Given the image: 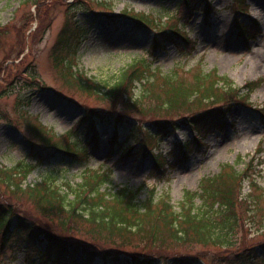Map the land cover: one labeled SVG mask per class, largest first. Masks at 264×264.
<instances>
[{
  "label": "rangeland",
  "instance_id": "1",
  "mask_svg": "<svg viewBox=\"0 0 264 264\" xmlns=\"http://www.w3.org/2000/svg\"><path fill=\"white\" fill-rule=\"evenodd\" d=\"M35 1L0 0L1 203L10 204L54 231L55 223L50 224L26 196H15L7 189L12 185L5 178L6 171L19 162L35 163L33 157H28L31 143L42 147L70 143L72 149L78 150L79 146H85L87 156L65 157L59 153L48 163L29 171L25 180L15 169L9 175L14 181L20 180L22 188L32 186L51 172L57 173L59 182L76 185L86 171L103 170L109 173L112 186L131 190L142 186L139 201L152 194L156 199L167 195L176 209L184 191H197L201 179L218 174L221 166L230 164L241 171L244 164L236 163L239 157L247 160L246 157L256 155L258 158L259 144L263 151L260 158L264 161V123L254 108L236 106L222 127L198 126L197 138L194 126H183L162 138L153 151L166 161V171L163 177L155 178L150 156L121 155L116 146L110 149V138L115 131L112 118L96 123L98 148L91 144L89 132L83 133L82 126L78 125L87 107L141 119L137 108L131 109L121 99L112 106L111 101L82 92L71 77L61 76L53 62V57L58 55L66 64L70 62L82 79L89 78L101 86L112 83L123 69L140 59L151 63L160 74L159 81L162 75L174 72L178 82L186 83L193 79L196 69L214 70L237 86L260 82L250 101L261 106L264 104V0H239L245 14L235 12L233 0H189L188 6L180 0H44L40 22L35 20L38 8ZM206 4L211 8L208 12ZM142 16L153 19L157 26L146 27L132 19ZM237 22L253 38L241 39ZM173 24L184 32L192 46L168 43L153 50L154 31L173 28ZM125 92L130 98L136 97L128 90ZM146 102L152 103L150 99ZM167 118L178 119L177 116ZM146 119L150 118H143L144 123ZM133 124L129 121L116 127L119 143ZM35 126H42L44 133L37 134ZM182 143L188 144L186 148H182ZM124 144L133 146L132 141ZM257 171L264 189V164ZM243 221L245 230L237 237L241 242L227 249L229 254L245 247L255 248L258 242L264 241V226L258 230L259 224ZM66 238L75 244L120 252L121 261L130 253L190 256L198 258V264H225L223 260L229 256L212 246L161 248L136 242L120 246L108 241L95 242L86 228H79ZM3 253L0 264H28L29 259L34 261L29 264H37L30 247L21 246L16 251L5 247ZM254 261L264 264L261 251L257 250Z\"/></svg>",
  "mask_w": 264,
  "mask_h": 264
},
{
  "label": "trees",
  "instance_id": "2",
  "mask_svg": "<svg viewBox=\"0 0 264 264\" xmlns=\"http://www.w3.org/2000/svg\"><path fill=\"white\" fill-rule=\"evenodd\" d=\"M44 0H37V15L40 20V9ZM186 6L189 0H180ZM202 1V0H201ZM69 4V3H68ZM235 12L243 13L239 0H233ZM206 12L210 5L204 6ZM30 19H33L30 17ZM146 27L157 26L153 19L142 16L132 18ZM40 22V21H39ZM163 27L154 31L152 48L160 49L168 43H192L182 30ZM238 32L244 39H251L248 29L238 24ZM54 66L62 77H71L82 92L103 100L111 101L114 106L121 99L131 109L137 108L141 119L124 117L122 113L98 111L85 108L83 117L78 121L83 133L91 135V144L98 145L96 123L113 119L115 131L110 138V149L115 146L121 155H142L152 158L153 177L161 178L166 171V161L160 155L154 154L160 140L169 133L183 126H209L220 128L225 118L236 106L254 108L264 123V104L254 105L252 93L260 82L250 81L243 86H237L225 76H220L214 70L204 72L196 69L193 79L186 83L178 82L174 72L160 75L152 68L151 63L140 59L123 69L116 79L101 86L89 78H81L71 63H65L58 55L53 57ZM135 94V98L127 95ZM138 91V93H136ZM151 100L149 104L146 100ZM146 119L145 123L143 118ZM177 116L178 119L167 117ZM153 119H152V118ZM132 121V128L123 142L117 141L116 127ZM42 126H35L36 133H44ZM197 136V134L195 135ZM133 141L129 147L123 143ZM186 148L187 143H182ZM75 145V143H74ZM73 145V146H74ZM78 146V144L76 143ZM71 144L65 146L51 144L42 147L29 144V156L35 163L29 165L19 162L11 170L6 171L5 178L11 181L12 188L7 189L15 196H26L35 209L49 223H55L52 231L47 224L21 214L10 204L0 202V261L5 247L12 251L21 246L32 248L38 264H198V258L190 256H168L163 254L142 255L127 253L121 261L120 252L90 247V245L75 244L67 239V235L79 228H86L92 234L95 242L108 241L112 245H129L138 243L150 247L167 246H201L219 247L221 252H229L234 245H239L237 237L243 235L245 222L258 225L260 230L264 224V189L260 186V173L257 167L264 164L260 158L262 147L256 150V155L238 158L236 163L244 164L241 171L234 165L221 166L218 174L202 178L197 191H184L177 209L170 203L169 197L154 198V194L143 201L137 199L142 186L136 190L127 187L112 186L110 175L103 170H88L80 183L70 184L69 181L59 182L57 173H49L32 186L22 188L20 180L11 179L10 172L15 169L25 180L27 173L41 163H48L57 154L70 157L86 158L85 146L72 149ZM247 182V186L245 183ZM247 189V192L245 190ZM246 215V217H244ZM255 229V230H256ZM138 246V245H137ZM231 251L224 257L225 264H256L254 259L257 250L264 256V241L257 243L255 248ZM34 261L29 259V263ZM262 262L260 261L259 264Z\"/></svg>",
  "mask_w": 264,
  "mask_h": 264
}]
</instances>
